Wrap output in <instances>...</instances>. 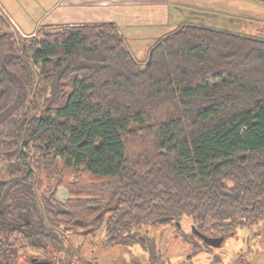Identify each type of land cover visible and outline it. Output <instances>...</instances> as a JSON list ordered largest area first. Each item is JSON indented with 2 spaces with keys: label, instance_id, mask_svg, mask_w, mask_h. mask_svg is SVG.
Returning a JSON list of instances; mask_svg holds the SVG:
<instances>
[{
  "label": "trees",
  "instance_id": "1",
  "mask_svg": "<svg viewBox=\"0 0 264 264\" xmlns=\"http://www.w3.org/2000/svg\"><path fill=\"white\" fill-rule=\"evenodd\" d=\"M142 63L113 22L0 33V264H70L78 228L264 217V38L181 21Z\"/></svg>",
  "mask_w": 264,
  "mask_h": 264
},
{
  "label": "rangeland",
  "instance_id": "2",
  "mask_svg": "<svg viewBox=\"0 0 264 264\" xmlns=\"http://www.w3.org/2000/svg\"><path fill=\"white\" fill-rule=\"evenodd\" d=\"M23 1L0 0V33L15 31V24L23 32H34L45 24L68 26L81 23L76 20L51 23L49 19H35L36 12L30 13L31 17H28L23 9L30 10L33 4L28 6ZM261 1L171 0L169 29L184 21L264 38V2ZM100 22L111 21L91 23ZM151 40L153 37L144 36L133 39L134 42H126L139 66L143 65L147 49L153 42ZM66 197L67 191L60 187L57 198L63 200ZM179 225L181 229L171 223L146 224L139 230L141 242L114 246L104 244L103 224L93 230L78 228L68 234L69 243L74 248L72 252H75V256L70 258V264H147L155 253L166 264H172L184 255L189 257V264H264V217L256 223L237 227L224 238L220 246L202 244L195 252H191L192 243L186 241V234L183 239L178 236L182 231L191 236L188 218L182 217ZM189 238L195 241L194 237ZM35 260L40 261V258L35 257Z\"/></svg>",
  "mask_w": 264,
  "mask_h": 264
},
{
  "label": "crops",
  "instance_id": "3",
  "mask_svg": "<svg viewBox=\"0 0 264 264\" xmlns=\"http://www.w3.org/2000/svg\"><path fill=\"white\" fill-rule=\"evenodd\" d=\"M31 3L33 8L23 9L25 14L31 17L29 14L36 12L35 19H49L51 23L75 20L81 23L111 21L116 24L127 43L144 36H151V41H154L169 29L171 21V0L23 1L28 6ZM15 26L24 35L33 32H23L18 25Z\"/></svg>",
  "mask_w": 264,
  "mask_h": 264
},
{
  "label": "water",
  "instance_id": "4",
  "mask_svg": "<svg viewBox=\"0 0 264 264\" xmlns=\"http://www.w3.org/2000/svg\"><path fill=\"white\" fill-rule=\"evenodd\" d=\"M170 219H171V217H163L162 218L163 221H167ZM192 231L196 236L200 237L206 244H209L212 246H219L222 243V241L224 240L223 236H220V237L206 236V235L200 233L198 230L194 229L193 226H192Z\"/></svg>",
  "mask_w": 264,
  "mask_h": 264
},
{
  "label": "flooded vegetation",
  "instance_id": "5",
  "mask_svg": "<svg viewBox=\"0 0 264 264\" xmlns=\"http://www.w3.org/2000/svg\"><path fill=\"white\" fill-rule=\"evenodd\" d=\"M167 223H171V224H173L174 226H178V228L179 229H181V226L180 225H178L179 224V221H176V220H171L170 222H167ZM190 231H192V226H191V229H190ZM184 232L182 231V232H180V233H178V236H180L181 237V239H183V237H185L184 236ZM187 234V233H186ZM196 237H198V236H196ZM198 238H200V237H198ZM201 239V238H200ZM143 241H145V239L143 240ZM201 243H203V244H205V245H207V246H211V247H218V246H212V245H209V244H206L202 239H201ZM221 245V244H220ZM219 245V246H220ZM201 247H202V245H201ZM161 259V258H160ZM161 261L163 262V263H165L162 259H161ZM190 263V260H189V257L187 256H183V258H179L177 261H175L174 263H172V264H189ZM147 264H150V258H149V260H148V262H147ZM166 264V263H165ZM170 264V263H169Z\"/></svg>",
  "mask_w": 264,
  "mask_h": 264
}]
</instances>
